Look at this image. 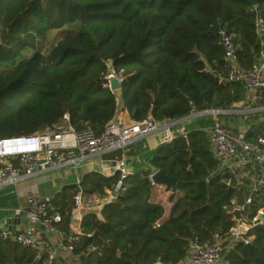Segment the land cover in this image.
I'll use <instances>...</instances> for the list:
<instances>
[{
	"label": "trees",
	"instance_id": "16d2710c",
	"mask_svg": "<svg viewBox=\"0 0 264 264\" xmlns=\"http://www.w3.org/2000/svg\"><path fill=\"white\" fill-rule=\"evenodd\" d=\"M220 27L233 36L239 64L252 67L264 47V0H0V138L52 127L64 113L75 131L98 134L112 119L116 100L136 122L229 109L244 99L245 89L219 78L226 70ZM111 69L121 78L117 91L108 86ZM263 129L264 120L251 125L248 136ZM157 169L179 185L152 183L148 176ZM118 178V171H90L78 185L63 186L53 197L61 215L57 230L69 233L79 189L106 196ZM246 196L235 176L219 167L206 132L191 129L159 144L113 200L83 215L70 252L78 260L71 261L177 264L194 240L228 236L235 225L229 211ZM260 208L264 194L245 213L251 219ZM246 236L247 243L236 241L223 252L224 264H264V222ZM64 260L36 256L0 234V264Z\"/></svg>",
	"mask_w": 264,
	"mask_h": 264
},
{
	"label": "built area",
	"instance_id": "2783aa9c",
	"mask_svg": "<svg viewBox=\"0 0 264 264\" xmlns=\"http://www.w3.org/2000/svg\"><path fill=\"white\" fill-rule=\"evenodd\" d=\"M260 24L259 21L258 30L262 29ZM217 33L226 63V70L219 78L223 83L241 84L245 89V97L229 109H209L208 112L214 113L215 117L219 114H237L239 117L236 116L235 119H241L242 122L244 118L257 119L263 114L258 122L263 121L264 106L260 105V99L261 91L264 89V47L259 51L252 67H242L238 62L233 36L223 27H220ZM110 77H115L120 83L121 78L116 76L112 69L107 76L108 80ZM236 105L238 109L233 108ZM123 111L119 101L116 100L112 119L98 134L89 129L75 131L70 125L68 114L64 113L61 120L52 127L32 134L0 138V186L15 183L24 177L36 175L62 164L74 165L79 158L114 150L146 133H156L160 144L169 143L174 137L187 133L186 131L174 135L170 123H159L150 116L140 122L133 121L123 116ZM194 112L199 114V111ZM253 124L255 123L251 125ZM250 126L241 129L237 124L214 121L207 130L203 129L207 135L210 151L219 167L234 175L236 184L247 192L242 203H235L233 206L241 211L244 220L235 222L228 236L224 238L215 233L211 242L201 243L194 240L188 254L177 264H224L223 252L236 241L247 243L249 241L246 236L247 231L260 224L257 215L250 219L245 213L246 207L264 192V129L250 137L247 132ZM13 161H17V165H14ZM103 169L104 167L100 165L98 172L107 176ZM116 171L119 172V178L113 190L108 191L101 202L85 197L79 189L73 196L72 213L78 212L79 216L81 213V217L88 211L98 213L104 203L113 200L123 180L131 173L125 165ZM260 212L264 217V208H260L257 214ZM15 213L24 214L27 225L22 230L11 231L0 224V234L4 238L8 237L20 246L35 251L36 256L45 254L49 261L57 258L64 260L65 257L60 256L56 246L48 245L50 234L57 230V225L61 221V215L54 206L53 196L29 192L26 196V205L17 208ZM79 233L80 228L68 235L67 239L70 243L63 247L69 253ZM71 259L77 261L78 257L71 255V258L64 260L65 264H72ZM153 264L164 263L156 261Z\"/></svg>",
	"mask_w": 264,
	"mask_h": 264
},
{
	"label": "crops",
	"instance_id": "0c3cea01",
	"mask_svg": "<svg viewBox=\"0 0 264 264\" xmlns=\"http://www.w3.org/2000/svg\"><path fill=\"white\" fill-rule=\"evenodd\" d=\"M258 28L259 27L257 25V29ZM124 115L125 117L130 118L128 112L125 109L123 111V116ZM201 115L193 111L185 118L171 122L169 121L168 123L171 124L173 134L178 135L191 129H201L203 127V122L200 120ZM211 120L212 121H210V123L212 124L214 121H216V117ZM251 124V121H248L245 125L242 123H237L238 127L241 129H244ZM159 144L160 142L156 133H146L133 138L124 146L114 150H110L101 154L90 155L85 158H79L76 160L74 165L62 164V166L49 168L45 171L37 173L36 175L24 177L15 183L1 185L0 224L11 231L22 230L25 228L27 225V218L24 214H16L15 210L20 206L24 207L26 205V196L29 192H38L41 195H51L54 197L55 193L58 192L63 186L75 183L76 178H82L84 174L90 172L89 170L98 172L100 165L104 167L103 171L107 176L113 174L118 168H121L122 165H125L130 170V172L138 171L145 167L146 160L150 153L156 149ZM79 167L84 168L83 174L82 176H75L73 181L72 176L74 173L76 174ZM46 172H54L57 176L51 187L45 185L46 181L44 180L43 176ZM70 178L72 179L70 180ZM106 194H108V191H106ZM78 214L79 213L76 212L75 214L71 213L70 215L69 233H66L62 230H56L49 236L48 245L56 246L61 257L71 258V254L63 247L62 243L67 234H70L72 231L79 230L80 221L83 215L81 217V213L80 216ZM15 217H17L19 221L11 220V218Z\"/></svg>",
	"mask_w": 264,
	"mask_h": 264
},
{
	"label": "rangeland",
	"instance_id": "374dc122",
	"mask_svg": "<svg viewBox=\"0 0 264 264\" xmlns=\"http://www.w3.org/2000/svg\"><path fill=\"white\" fill-rule=\"evenodd\" d=\"M54 31L51 33V36L52 35H54ZM46 46V45H45ZM47 47V46H46ZM45 49V48H44ZM44 49L42 50V51H44ZM32 52V50H28V51H26L25 52V55H29L30 53ZM238 105H236L235 107H233V108H235V109H238V107H237ZM237 107V108H236ZM263 114H261V116H262ZM236 116L237 117H239L237 114H219V115H217L216 116V121L218 122V123H224V124H237V122L238 123H240V122H242V121H240L239 119L238 120H236L235 118H236ZM260 115L257 117V119H255V118H249V117H247V118H244L243 119V122L242 123H247L248 121L250 122H254V123H257L258 121H259V118L261 117ZM215 117V115H214V113H210V112H208V113H205V114H202L201 115V121L203 122V127L201 128V129H204V130H207L209 127H210V125H211V123H210V121H212L211 119H213ZM241 118V117H240ZM83 171H84V168H82V167H79L78 169H77V172H76V174L74 173L73 174V176H72V178H73V181H74V179H75V176H77V175H80V176H82V174H83ZM89 171H92V170H89ZM57 176L55 175V173L54 172H46V173H44V176H43V178H44V180L46 181V186H48V187H51L52 186V184H53V181L55 180V178H56ZM72 178H70V180L72 179ZM80 178L81 177H79V178H76V181H75V184L76 185H78L79 183V181H80ZM85 197H90V198H92V199H94L95 200V202H101L103 199H104V195L103 196H101L100 194H98V193H94V194H92V195H85L84 193H82ZM167 194L168 193H166V191H164L163 190V194H162V196L163 197H165V196H167ZM264 194V192H262L261 193V195H263ZM72 264H75V263H72Z\"/></svg>",
	"mask_w": 264,
	"mask_h": 264
},
{
	"label": "water",
	"instance_id": "95a60500",
	"mask_svg": "<svg viewBox=\"0 0 264 264\" xmlns=\"http://www.w3.org/2000/svg\"><path fill=\"white\" fill-rule=\"evenodd\" d=\"M256 2V0H251V3L254 4ZM109 87L112 90H118L120 88V83L116 80L115 77H110L109 78ZM214 110V109H213ZM208 110H202L199 111V114H205L207 113ZM96 170V169H94ZM148 179L154 183V184H158V185H179V182L177 181V179L175 177L169 176L167 174H165L164 172H162L161 170H153L152 173L149 174ZM229 214L232 216V220L235 222H240L244 220V217L241 213V211L237 208H232V210L229 211ZM257 218L260 221V223L264 222V218L260 213L257 214ZM12 221H19V219L17 217L15 218H11Z\"/></svg>",
	"mask_w": 264,
	"mask_h": 264
}]
</instances>
